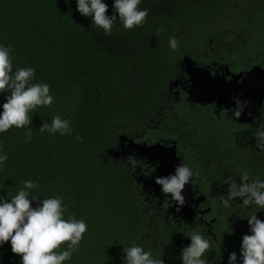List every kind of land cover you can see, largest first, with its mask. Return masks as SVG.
Segmentation results:
<instances>
[{
	"label": "trees",
	"instance_id": "1",
	"mask_svg": "<svg viewBox=\"0 0 264 264\" xmlns=\"http://www.w3.org/2000/svg\"><path fill=\"white\" fill-rule=\"evenodd\" d=\"M104 2L106 15H113V0ZM139 7L149 10L141 28L116 24L106 36L77 11L76 0H0V44L11 47L13 70L34 68L32 83L49 84L54 97L50 107L29 113L30 138L14 127L0 134L8 155L0 197L10 199L32 180L38 187L30 195L38 200L64 198V218L88 226L65 264H124L123 248L133 243L163 264H182L186 246L180 240L193 230L210 241L207 264H228L232 252L241 264L242 237L251 234L246 218L256 213L264 221V210L245 208L240 198L225 208L221 200L225 181L239 183L242 170L250 180L264 179V152L253 135L264 114L242 124L214 104L194 102L183 60L213 69L229 64L235 71L263 65L264 0H142ZM173 36L175 51L168 47ZM7 95L0 94V105ZM56 115L71 121L73 135L39 131ZM122 138L149 145L176 141L212 208L205 215L210 226L192 227L168 215L151 165L136 160L134 169L116 156ZM0 264H21L10 242L0 246Z\"/></svg>",
	"mask_w": 264,
	"mask_h": 264
},
{
	"label": "clouds",
	"instance_id": "2",
	"mask_svg": "<svg viewBox=\"0 0 264 264\" xmlns=\"http://www.w3.org/2000/svg\"><path fill=\"white\" fill-rule=\"evenodd\" d=\"M142 0H113L114 14L106 15L108 5L104 0H76L77 11L84 17L91 18L92 26L102 29L104 35H112L113 26L122 25L124 30L141 28L149 15L147 8H140ZM118 14V19L117 15ZM168 47L175 51L179 47L178 39L173 36L168 39ZM10 46L0 44V94L8 93L6 102L0 105V134L9 132L13 127L26 129L30 138L32 118L29 113L40 107H50L54 102L50 85L47 83H32L36 70L32 67L16 68L13 70ZM246 103V102H244ZM237 110L234 118L238 119L242 112L239 99L236 100ZM261 124L253 133L256 148L264 152V127ZM41 133L51 135L71 136L75 129L69 119H62L56 115L51 122L43 123L39 128ZM78 141L82 137L76 136ZM8 160V155L0 146V168ZM136 160L129 157L135 169ZM132 168V169H133ZM194 170L182 162L175 169V174L167 177H158L156 184L161 186V192L167 197L170 194L172 201L180 206L185 203L182 191L185 185L191 182ZM237 180L230 178L225 181L229 185L226 196L221 200L223 207H230V202L237 198L242 199V205L248 208L255 205L264 210V179L257 177L249 179L247 170H242ZM38 184L32 180L23 181V186L10 199L0 197V246L10 242L11 251L21 257V264H65L72 259L74 252L78 251L84 234L88 230L85 220L76 219L69 215L62 196H52L38 200L39 197L30 195ZM31 197V200L29 199ZM33 207V201H37ZM250 235L242 237L240 248L241 264H264V221L257 218L256 213L248 216ZM191 243L184 247L180 259L182 264H207L205 253L210 249V241L200 232L193 230L189 236ZM65 247L61 249V246ZM124 264H163L156 259L151 251H146L138 244H131L123 248ZM228 264H237V254L232 252L228 256Z\"/></svg>",
	"mask_w": 264,
	"mask_h": 264
},
{
	"label": "water",
	"instance_id": "3",
	"mask_svg": "<svg viewBox=\"0 0 264 264\" xmlns=\"http://www.w3.org/2000/svg\"><path fill=\"white\" fill-rule=\"evenodd\" d=\"M183 68L188 75L186 90L190 99L205 105L216 103L219 107L228 110H237L236 100L242 105L240 122L252 123L264 104V66L253 67L238 73L219 74V69L214 72L204 65H199L190 57L183 60ZM228 75H231L230 79ZM177 85V81H175ZM246 102V103H244ZM123 139V138H122ZM128 147L137 148L139 153L157 166L158 177H167L175 174V169L182 164L183 159L178 155L177 143L171 144L157 142L155 144L137 143L129 139ZM121 151H116L117 157ZM124 154V152H123ZM191 181V178H190ZM193 183H188L182 191L185 197L186 208L182 210L184 218L191 221L195 211L192 209L194 202H200L203 196L194 199L197 194L193 190ZM183 243L190 245V239H183Z\"/></svg>",
	"mask_w": 264,
	"mask_h": 264
},
{
	"label": "flooded vegetation",
	"instance_id": "4",
	"mask_svg": "<svg viewBox=\"0 0 264 264\" xmlns=\"http://www.w3.org/2000/svg\"><path fill=\"white\" fill-rule=\"evenodd\" d=\"M255 65H259V64H255ZM254 66V65H253ZM253 66H251V67H253ZM261 66H264V63H263V65H261ZM216 68H210V67H208V68H210L211 70H212V72H214L215 73V71L217 70V69H219V74L221 73V74H224V75H226L227 73H238V72H240V71H243V70H246V69H242V70H238V71H235V70H232L231 69V66L229 65V64H227V65H217V66H215ZM251 67H249V68H251ZM249 68H247V69H249ZM230 77H231V75H228V78L230 79ZM187 80H188V78L186 79V82H187ZM194 101V100H193ZM194 102H196V101H194ZM196 103H198V102H196ZM200 104V103H199ZM209 104H214V105H216L220 110H222L223 112H226L228 115H229V117L230 118H232L233 120H236L238 123H242V124H248V123H243V122H240V120H239V118L238 119H235L234 118V111L235 110H233V108L232 109H230V110H228V109H226V108H224V107H219L216 103H209ZM202 105V104H201ZM264 104H263V106L261 107V109L259 110V112H258V114L256 115V117H255V119H254V122H252V124L253 123H255V121H256V119H257V117L259 116V114H264ZM219 114V113H218ZM129 139H127L126 141H125V139H122L121 140V142H120V147H119V149H117L118 151H121V154L119 155V156H121V157H123L124 158V160H126V161H128L129 160V157H132V158H134L135 160H138V161H141L142 163H144V164H149V165H151V167L154 169L153 171H152V174H153V181H154V184H155V188H156V191L158 192V193H160L161 194V198H162V200L160 201V203H159V205L160 206H162V204H164L165 202H167V204H168V206L166 207V209H167V214L168 215H172V216H174L175 218L177 217V219H181V220H183L184 221V223H190L191 225H192V227L194 226H196L197 224H202V223H205L206 225H209L210 226V223L205 219V215L206 214H208L210 211H211V206H208V205H206L205 204V202H206V196L201 192V190H200V188H199V185H198V183H197V178L194 176V178H193V180H192V182L190 181V183H193V190L197 193L196 195H195V198L194 199H198L199 197H201V196H203L204 197V199L202 200V201H198V202H194L193 204H192V209H194V211H195V216H194V219L193 220H191V221H189V220H187L186 218H184V215H183V213H182V210L184 209V208H186L185 206H186V202L184 203V205L183 206H180L177 202H175V201H172L171 200V198H170V194L166 197L165 196V194L164 193H162L161 192V186L160 185H157L156 184V179L158 178V174H157V166L155 165V164H153L152 162H149L146 158H144L140 153H139V151H138V149L137 148H135V147H131V148H129L128 147V145L127 144H129V141H128ZM134 140V139H133ZM135 141V140H134ZM136 142V141H135ZM159 142H162V140L161 141H159ZM176 142V141H175ZM137 143H141V142H137ZM168 143H170L171 145H172V143L171 142H168ZM178 148V147H177ZM116 150V151H117ZM123 152H124V154H123ZM179 155V154H178ZM117 156V155H116ZM118 156V157H119ZM181 158H182V156L181 155H179ZM183 159V158H182ZM183 161H184V159H183ZM184 163H186L185 161H184ZM187 164V163H186ZM183 194V193H182ZM165 199H167V200H165ZM188 239H190V238H188ZM182 240L183 239H181L180 240V242H181V244H183V245H185L186 247H187V245L185 244V243H183L182 242Z\"/></svg>",
	"mask_w": 264,
	"mask_h": 264
}]
</instances>
